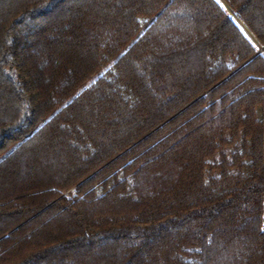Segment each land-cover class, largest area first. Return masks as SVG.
<instances>
[{
  "label": "trees",
  "instance_id": "trees-1",
  "mask_svg": "<svg viewBox=\"0 0 264 264\" xmlns=\"http://www.w3.org/2000/svg\"><path fill=\"white\" fill-rule=\"evenodd\" d=\"M264 0H0V264H264Z\"/></svg>",
  "mask_w": 264,
  "mask_h": 264
},
{
  "label": "rangeland",
  "instance_id": "rangeland-1",
  "mask_svg": "<svg viewBox=\"0 0 264 264\" xmlns=\"http://www.w3.org/2000/svg\"><path fill=\"white\" fill-rule=\"evenodd\" d=\"M262 117H263V119H264V110H263V112H262ZM262 227L264 228V212H263V223H262Z\"/></svg>",
  "mask_w": 264,
  "mask_h": 264
},
{
  "label": "water",
  "instance_id": "water-1",
  "mask_svg": "<svg viewBox=\"0 0 264 264\" xmlns=\"http://www.w3.org/2000/svg\"><path fill=\"white\" fill-rule=\"evenodd\" d=\"M263 49H264V47H261V48H260V50H263Z\"/></svg>",
  "mask_w": 264,
  "mask_h": 264
}]
</instances>
